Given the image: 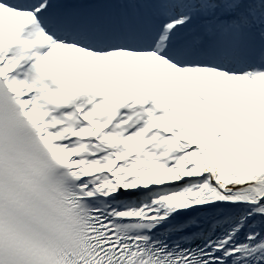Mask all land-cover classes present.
<instances>
[{
	"label": "snow or ice",
	"instance_id": "snow-or-ice-1",
	"mask_svg": "<svg viewBox=\"0 0 264 264\" xmlns=\"http://www.w3.org/2000/svg\"><path fill=\"white\" fill-rule=\"evenodd\" d=\"M0 264H264V0H0Z\"/></svg>",
	"mask_w": 264,
	"mask_h": 264
},
{
	"label": "clouds",
	"instance_id": "clouds-1",
	"mask_svg": "<svg viewBox=\"0 0 264 264\" xmlns=\"http://www.w3.org/2000/svg\"><path fill=\"white\" fill-rule=\"evenodd\" d=\"M26 191L27 199L38 210L37 216L30 217L29 222L47 242L69 244L79 235V223L61 211L62 194L57 188L40 182Z\"/></svg>",
	"mask_w": 264,
	"mask_h": 264
}]
</instances>
